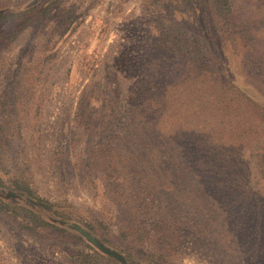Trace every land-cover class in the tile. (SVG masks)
<instances>
[{"label":"rangeland","instance_id":"1","mask_svg":"<svg viewBox=\"0 0 264 264\" xmlns=\"http://www.w3.org/2000/svg\"><path fill=\"white\" fill-rule=\"evenodd\" d=\"M203 1L0 0V199L31 213L0 211V264H121L71 225L122 254L124 264H264V244L253 241L239 257L187 235L179 194L169 200L180 209L171 219L179 242L164 241L153 221L131 231L144 202L130 188L141 152L127 150L129 110L173 83L171 39L206 47L203 15L226 77L259 108L255 116L241 105L251 140L237 146L242 166H253L252 145L264 148V0H234L231 22ZM218 70L196 77L214 82ZM169 100L181 99L169 92ZM108 164L114 174L106 176ZM14 178L26 179L45 208L7 201Z\"/></svg>","mask_w":264,"mask_h":264},{"label":"trees","instance_id":"2","mask_svg":"<svg viewBox=\"0 0 264 264\" xmlns=\"http://www.w3.org/2000/svg\"><path fill=\"white\" fill-rule=\"evenodd\" d=\"M212 1L221 19L231 22L234 0ZM203 2L145 0L149 7H162L163 4L188 7ZM3 17L0 13V22ZM200 22L207 35L206 47L190 46L180 37L171 39V48L176 53L171 62L175 67L173 83L167 82L166 94L161 90L159 94L150 93V98L138 100L137 106H131L129 110L132 114L127 125L130 137L127 150L136 146L141 152L138 155L140 172L132 171L137 180L130 188L136 189L134 196L144 202L141 210L131 216L134 224L131 231H136L140 220L150 221V224L153 221L161 225L159 232L162 231L164 241L172 243L174 237L175 243L179 242L182 236L176 234L180 229H174L171 219L175 216L174 211L180 209L169 204V200L179 194L186 216L187 235L203 239L211 248L221 247L223 255L241 257L253 241L264 244V148L257 149L252 145L257 151L252 168L242 166L240 157L244 154L237 149V146L249 147L251 143L246 123L239 121L243 111L241 105L249 115H259V108L226 77L221 56L211 49L213 32L204 15ZM177 27L175 31L179 32L181 28ZM214 66L219 69L214 82L197 79L198 71V75L205 76ZM165 74L171 77V73ZM187 78L191 80L190 86ZM169 92L181 100H169ZM164 98L167 100H162ZM103 168L106 176L114 174L109 164ZM103 168L98 171H104ZM252 179L256 184L251 182ZM0 188H5L1 178ZM8 188V193L15 199L20 197L28 201L33 198L31 209L45 208L26 179L14 178ZM21 210L24 209L10 207L0 199L1 212L12 214ZM24 211L30 216L28 210ZM99 247L115 261L126 263L119 252L102 245Z\"/></svg>","mask_w":264,"mask_h":264},{"label":"water","instance_id":"3","mask_svg":"<svg viewBox=\"0 0 264 264\" xmlns=\"http://www.w3.org/2000/svg\"><path fill=\"white\" fill-rule=\"evenodd\" d=\"M7 198H11V202H14V203H16V204H19V205H27V206H32V201L31 200H23V199H21L20 197L19 198H17L16 197V199H15V197H14V195H11V194H9L8 192H7V195H6V199ZM32 208H33V206H32ZM36 208V207H35ZM71 227L75 230V231H77V232H79V233H81V234H83V236H85V238L90 242V243H92L93 245H95L97 248H100L99 246H101V244H99V242L94 238V237H92L90 234H88L85 230H83V229H81L80 227H78L77 225H71ZM103 246V245H102ZM105 247V246H104Z\"/></svg>","mask_w":264,"mask_h":264}]
</instances>
